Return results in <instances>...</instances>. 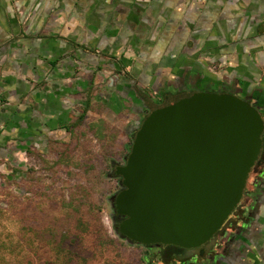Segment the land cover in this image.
I'll list each match as a JSON object with an SVG mask.
<instances>
[{
    "label": "crops",
    "instance_id": "obj_1",
    "mask_svg": "<svg viewBox=\"0 0 264 264\" xmlns=\"http://www.w3.org/2000/svg\"><path fill=\"white\" fill-rule=\"evenodd\" d=\"M195 89L264 99V0H0L5 147L85 109L89 126L133 133L149 112L138 91ZM251 231L202 263L264 264L262 205Z\"/></svg>",
    "mask_w": 264,
    "mask_h": 264
},
{
    "label": "water",
    "instance_id": "obj_2",
    "mask_svg": "<svg viewBox=\"0 0 264 264\" xmlns=\"http://www.w3.org/2000/svg\"><path fill=\"white\" fill-rule=\"evenodd\" d=\"M138 92L149 112L125 164L114 167L123 185L111 197L114 229L131 243L198 247L239 201L260 154L264 118L237 92L184 90L162 101ZM118 214L125 219L118 222Z\"/></svg>",
    "mask_w": 264,
    "mask_h": 264
},
{
    "label": "rangeland",
    "instance_id": "obj_3",
    "mask_svg": "<svg viewBox=\"0 0 264 264\" xmlns=\"http://www.w3.org/2000/svg\"><path fill=\"white\" fill-rule=\"evenodd\" d=\"M102 123L78 117L0 143V264H147L146 247L118 236L112 218L111 162H124L134 132Z\"/></svg>",
    "mask_w": 264,
    "mask_h": 264
},
{
    "label": "flooded vegetation",
    "instance_id": "obj_4",
    "mask_svg": "<svg viewBox=\"0 0 264 264\" xmlns=\"http://www.w3.org/2000/svg\"><path fill=\"white\" fill-rule=\"evenodd\" d=\"M238 94L256 105L264 118V99L253 95ZM126 157H124L123 163L114 160L111 162V176H114L115 165L125 164ZM117 178L120 186L115 194L123 189L121 177ZM260 205L264 206V132L260 154L248 173L242 195L220 229L207 242L193 248L164 243L141 244L149 252L146 256L147 264H203L202 261L208 257L216 258L219 251L223 249L225 240L234 243L238 241L246 242L247 239H250L251 230L255 223L256 209ZM112 209L114 212L113 206ZM117 219L118 222H121L125 219V216L118 214Z\"/></svg>",
    "mask_w": 264,
    "mask_h": 264
},
{
    "label": "trees",
    "instance_id": "obj_5",
    "mask_svg": "<svg viewBox=\"0 0 264 264\" xmlns=\"http://www.w3.org/2000/svg\"><path fill=\"white\" fill-rule=\"evenodd\" d=\"M86 111H87V109L84 110V113L80 116V119L83 120V119L85 118ZM96 125H98V124H96ZM134 134H135V132H134L133 134H131L132 139H133V135H134Z\"/></svg>",
    "mask_w": 264,
    "mask_h": 264
}]
</instances>
